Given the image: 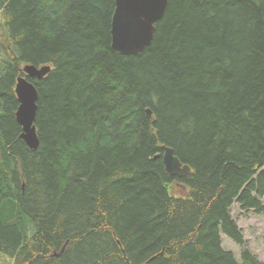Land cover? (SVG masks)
<instances>
[{
    "label": "trees",
    "instance_id": "trees-1",
    "mask_svg": "<svg viewBox=\"0 0 264 264\" xmlns=\"http://www.w3.org/2000/svg\"><path fill=\"white\" fill-rule=\"evenodd\" d=\"M115 6L0 0V264H264L231 214L264 212V0H169L137 54L112 48Z\"/></svg>",
    "mask_w": 264,
    "mask_h": 264
},
{
    "label": "water",
    "instance_id": "water-1",
    "mask_svg": "<svg viewBox=\"0 0 264 264\" xmlns=\"http://www.w3.org/2000/svg\"><path fill=\"white\" fill-rule=\"evenodd\" d=\"M169 0H116L112 18V48L126 54H137L149 46L154 38L156 23L162 19ZM50 70L49 65L26 64L25 73L30 77L43 78ZM15 91L19 100L16 112L22 126L21 137L31 148H37L40 141L35 125L38 90L36 85L25 77H18ZM151 114V111H148ZM162 160L168 173L185 177L191 170L175 155L173 148L163 147Z\"/></svg>",
    "mask_w": 264,
    "mask_h": 264
},
{
    "label": "rangeland",
    "instance_id": "rangeland-1",
    "mask_svg": "<svg viewBox=\"0 0 264 264\" xmlns=\"http://www.w3.org/2000/svg\"><path fill=\"white\" fill-rule=\"evenodd\" d=\"M264 203V198L262 199ZM231 214L242 229L246 247L260 260H264V212L243 210L237 201L231 206ZM222 245L240 259L242 247L221 232Z\"/></svg>",
    "mask_w": 264,
    "mask_h": 264
},
{
    "label": "bare ground",
    "instance_id": "bare-ground-1",
    "mask_svg": "<svg viewBox=\"0 0 264 264\" xmlns=\"http://www.w3.org/2000/svg\"><path fill=\"white\" fill-rule=\"evenodd\" d=\"M144 49H145V48H144ZM144 49H143V50H144Z\"/></svg>",
    "mask_w": 264,
    "mask_h": 264
}]
</instances>
